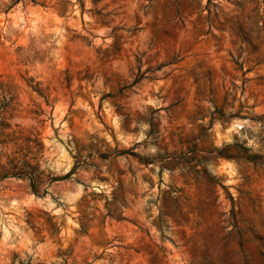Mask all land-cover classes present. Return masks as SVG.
I'll use <instances>...</instances> for the list:
<instances>
[{
    "label": "rangeland",
    "instance_id": "rangeland-1",
    "mask_svg": "<svg viewBox=\"0 0 264 264\" xmlns=\"http://www.w3.org/2000/svg\"><path fill=\"white\" fill-rule=\"evenodd\" d=\"M0 264H264V0H0Z\"/></svg>",
    "mask_w": 264,
    "mask_h": 264
}]
</instances>
